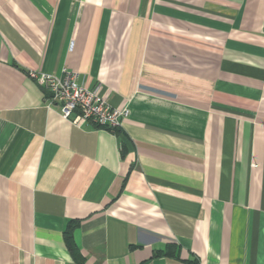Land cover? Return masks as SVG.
Masks as SVG:
<instances>
[{"label":"crops","instance_id":"0c3cea01","mask_svg":"<svg viewBox=\"0 0 264 264\" xmlns=\"http://www.w3.org/2000/svg\"><path fill=\"white\" fill-rule=\"evenodd\" d=\"M0 264H264V0H0Z\"/></svg>","mask_w":264,"mask_h":264},{"label":"built area","instance_id":"2783aa9c","mask_svg":"<svg viewBox=\"0 0 264 264\" xmlns=\"http://www.w3.org/2000/svg\"><path fill=\"white\" fill-rule=\"evenodd\" d=\"M29 77L49 91L47 106L55 107L61 118L81 127L92 123L114 132L129 115L125 107H113L100 95V86L89 88L79 82L78 75L63 70L61 76L30 71Z\"/></svg>","mask_w":264,"mask_h":264},{"label":"trees","instance_id":"16d2710c","mask_svg":"<svg viewBox=\"0 0 264 264\" xmlns=\"http://www.w3.org/2000/svg\"><path fill=\"white\" fill-rule=\"evenodd\" d=\"M77 223H70L67 225L66 229L64 230V241L66 244V247L70 254L77 260L78 262H81L78 256V251L75 246V244L72 241V231L76 227ZM160 253H156V255H159Z\"/></svg>","mask_w":264,"mask_h":264}]
</instances>
